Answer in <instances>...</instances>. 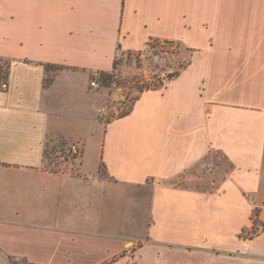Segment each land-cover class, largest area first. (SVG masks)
I'll use <instances>...</instances> for the list:
<instances>
[{"label":"crops","instance_id":"0c3cea01","mask_svg":"<svg viewBox=\"0 0 264 264\" xmlns=\"http://www.w3.org/2000/svg\"><path fill=\"white\" fill-rule=\"evenodd\" d=\"M152 39L190 64L103 123L91 79ZM0 57V264H264V0H0ZM49 137L79 142L74 172ZM212 153L221 179L191 172Z\"/></svg>","mask_w":264,"mask_h":264},{"label":"rangeland","instance_id":"374dc122","mask_svg":"<svg viewBox=\"0 0 264 264\" xmlns=\"http://www.w3.org/2000/svg\"><path fill=\"white\" fill-rule=\"evenodd\" d=\"M165 41L156 40L150 47L146 45L140 51H119L114 70L109 72L111 80L106 85L100 73L94 74L91 82L96 81L99 88L90 85V90L104 98V104L99 114L103 123L126 115L143 92L166 86L170 76L179 72L180 68L189 61L190 53L181 43ZM77 127L68 125L66 131L68 137L77 134ZM82 127L84 128L80 133L83 135H89L91 130L98 131L96 138L101 135L102 126L94 124V122L84 121ZM74 145L79 146V142L62 137H49L45 151V167L56 172H74L76 163L82 156V150L79 155H73L72 146ZM79 148L81 147L79 146ZM90 157L92 158V156ZM230 169V163L222 154L212 153L201 166L191 172L202 178H208L213 173L215 179L219 180L224 172ZM100 171L101 176L107 178L102 166ZM138 243L141 245L142 240ZM128 255V250L123 253V256Z\"/></svg>","mask_w":264,"mask_h":264},{"label":"trees","instance_id":"16d2710c","mask_svg":"<svg viewBox=\"0 0 264 264\" xmlns=\"http://www.w3.org/2000/svg\"><path fill=\"white\" fill-rule=\"evenodd\" d=\"M156 40L157 39L150 40L147 43V47H150L152 45V43L155 42ZM165 42H167V43H174V41H168V40H166ZM178 44H179V42H178ZM186 50L190 53V56L194 52L193 50H190V49H187V48H186ZM189 64H190V59H189V61L184 66H182L180 68V71L179 72H177L176 74H173L172 76H170V80L169 81H171L174 78L178 77L180 75V73L184 69H186L188 67ZM11 67H12V61L11 60H8V59L1 58L0 57V90H2V85L5 84V83H8V81H9ZM46 69L48 71V76H47V78L45 80V85L47 86V85H49L52 82V74H51V72L52 71H57L60 68L58 66H54V65H47L46 66ZM100 74L103 76L104 84L106 85V83H108L111 80V77H110L111 74H109L108 72H101ZM254 224H255V229L256 230H254L253 233L256 234L259 231V228L256 227V226H258V222L255 221ZM10 260H11V262L13 264H29L28 261L25 260V259L15 260L13 258H10Z\"/></svg>","mask_w":264,"mask_h":264},{"label":"built area","instance_id":"2783aa9c","mask_svg":"<svg viewBox=\"0 0 264 264\" xmlns=\"http://www.w3.org/2000/svg\"><path fill=\"white\" fill-rule=\"evenodd\" d=\"M91 86L94 88H99V85L96 81L91 82ZM7 88H8L7 83L2 85V89L5 90ZM72 153H73V155H79L81 153V149L79 148V146H77V145L72 146Z\"/></svg>","mask_w":264,"mask_h":264}]
</instances>
